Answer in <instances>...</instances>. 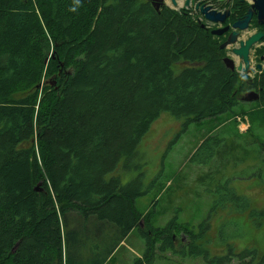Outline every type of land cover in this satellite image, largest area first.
Masks as SVG:
<instances>
[{"label":"trees","instance_id":"trees-1","mask_svg":"<svg viewBox=\"0 0 264 264\" xmlns=\"http://www.w3.org/2000/svg\"><path fill=\"white\" fill-rule=\"evenodd\" d=\"M213 38L189 12L151 0H0V264H117L122 242L136 250L130 264H154L166 251L205 264H264V248L245 242L242 217L260 226L264 209L224 178L229 161L217 137L189 158L212 163L200 182L210 211L225 215L215 237L206 236L210 215L150 222L171 208L162 201L156 210L171 190L162 171L149 184L142 173L127 183L117 173L162 113L186 125L209 120L210 132L230 120L240 134L237 117L254 118L244 104L264 108V70L248 84ZM247 89L259 98H234ZM150 187L151 203L138 210Z\"/></svg>","mask_w":264,"mask_h":264},{"label":"rangeland","instance_id":"rangeland-1","mask_svg":"<svg viewBox=\"0 0 264 264\" xmlns=\"http://www.w3.org/2000/svg\"><path fill=\"white\" fill-rule=\"evenodd\" d=\"M248 35V33H243L238 40L245 39ZM213 39L219 45L221 44L220 37H214ZM233 47H237V43L224 50V57L232 59L236 66L239 59L231 52L230 49ZM260 55H264V44L263 46H253L249 55L251 66L261 64L262 68L259 72H262L264 61L260 62ZM257 74L258 71L253 68L252 72L244 75L255 76ZM46 81L49 80L46 79ZM250 91L257 93L255 89ZM244 95L245 92H235L234 98L236 100L242 99L240 102L243 103L245 102L243 100ZM242 109L250 113L253 112L254 118L251 120L249 119L250 115L244 116L242 114L237 117L234 125H237L241 131L240 134L234 133L233 123L230 120L220 124L212 132H210L209 127L212 122L209 120L186 125L184 119H176L168 113H162L153 121L149 130L139 141L136 157L129 160L128 167H121L120 170H117L122 183H127L136 177L138 173H142L143 183L149 184L151 180L158 176L159 171L163 172V176L160 177L163 187L169 186L172 191L169 190L162 197L156 210L163 206L162 201L170 203L171 208L158 219L153 218L152 215L150 222L162 224L175 214L180 222L188 220L197 224L201 219L210 215L206 236H216L217 226L225 215L221 211H217V213L210 211L213 198L209 193H206V186L201 185L200 182V177L207 173V167L211 166L212 163L207 166L189 161L193 151L208 135L217 137L226 144L225 147H221L225 161H229L222 170L224 178L239 194L249 196L253 205L262 207L261 209H255L257 212L264 209V108L250 103L244 104ZM242 109L239 108L238 110L241 111ZM252 121L254 124L251 123ZM235 144L239 145L241 149L232 152V147ZM239 159H243L242 163L239 162ZM234 163L237 164L236 168H234ZM218 165H220L219 162H217ZM167 190L166 188L165 191ZM154 193L155 188L150 187L147 194L136 199L135 204L138 210H142L151 203ZM148 209L153 208L149 207ZM253 216L249 215L248 218L245 214L242 216L246 220L245 224L249 229L245 242L249 241L251 247L262 251L264 248V223H262L264 217L262 214L258 216V222L262 224L256 226L250 221ZM148 219L147 214L141 216L139 226L142 230H146L144 224L146 225ZM133 233L130 241L139 245L140 239L138 237L140 235L138 231ZM173 237L176 238V242L179 240L185 242L187 239L184 232L180 231H177ZM127 243L131 245L129 241ZM121 244L124 250H119L116 262L117 264H130L131 257L136 250L129 248L124 242ZM163 255L164 258H157L154 264H205L197 258L178 257L169 251L164 252ZM230 264H236V261L233 260Z\"/></svg>","mask_w":264,"mask_h":264},{"label":"flooded vegetation","instance_id":"flooded-vegetation-1","mask_svg":"<svg viewBox=\"0 0 264 264\" xmlns=\"http://www.w3.org/2000/svg\"><path fill=\"white\" fill-rule=\"evenodd\" d=\"M176 3H177V6H176L177 9H180L183 12H189L204 27L209 29L210 33L212 30L223 29L227 26L228 29L226 31H223L221 34H212L211 33V35H213L214 37H220L221 38V44H222L228 39L229 34L232 32V30H233L232 24L237 19L244 18L248 9L250 8V5L253 3V1L252 0H176ZM160 5H166V6L172 7L170 0H162L160 2V4L158 5V7ZM201 9L205 10L206 13L217 12V13L223 14L226 11L228 13H227L223 22H220V21L211 22V21H208L206 18H204V14L201 13ZM209 25H212V26L217 27V28L211 27ZM257 31L262 32L263 36L256 45L263 46V44H264V22L261 24L258 23L257 11L253 10L252 11V17L248 23V30L246 33L251 34V33L257 32ZM237 38L239 39L240 37H237ZM229 46L224 47L222 49L225 50ZM262 56H264V55H262ZM261 57H260V59L258 57L260 62L264 61V59H261ZM252 68H254V67L252 66ZM259 73H261V72L258 71V74ZM247 77H248L247 83L249 84L253 80L254 76L247 75ZM250 90L251 89H247V91L245 92L244 98L247 96L246 94ZM257 94H258V92H257ZM258 98H259V95H258Z\"/></svg>","mask_w":264,"mask_h":264},{"label":"water","instance_id":"water-1","mask_svg":"<svg viewBox=\"0 0 264 264\" xmlns=\"http://www.w3.org/2000/svg\"><path fill=\"white\" fill-rule=\"evenodd\" d=\"M152 4L155 6L156 9H158V5L162 0H151ZM253 3L250 5V8L248 9L246 15L242 19H237L232 24V32L229 34L228 39L222 43L219 47L222 49L227 46H231L237 43V47L231 48V52L238 57V64L235 66L232 59L224 57V63L230 70H235L236 72L243 73V74H249L253 68L250 63L249 55L250 51L255 46L260 39L262 38L263 34L262 32H254L249 34L245 39L238 40L237 37H240L241 34L246 33L248 30V23L251 20L252 17V11H257V21L259 24L264 22V0H252ZM172 8L176 9L177 3L176 0H170ZM201 13L204 14V18H206L208 21L211 22H223L227 11L223 14L217 13V12H211L206 13L205 10L201 9ZM228 27L226 26L223 29H216L212 30V34H221L223 31H226ZM261 59H264V56L261 57ZM262 68L261 64H256L254 66V69L257 71H260ZM247 96L244 98L246 101H252L257 100L258 94L250 91L246 94ZM36 190L38 188L36 187Z\"/></svg>","mask_w":264,"mask_h":264},{"label":"clouds","instance_id":"clouds-1","mask_svg":"<svg viewBox=\"0 0 264 264\" xmlns=\"http://www.w3.org/2000/svg\"><path fill=\"white\" fill-rule=\"evenodd\" d=\"M76 3L79 4V0H76ZM73 10L75 11V9ZM240 78L243 80V79H246L247 77L243 73H241Z\"/></svg>","mask_w":264,"mask_h":264},{"label":"crops","instance_id":"crops-1","mask_svg":"<svg viewBox=\"0 0 264 264\" xmlns=\"http://www.w3.org/2000/svg\"><path fill=\"white\" fill-rule=\"evenodd\" d=\"M132 250L130 249V252H131Z\"/></svg>","mask_w":264,"mask_h":264}]
</instances>
